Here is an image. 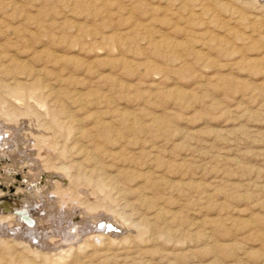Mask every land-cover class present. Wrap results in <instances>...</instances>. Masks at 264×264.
Wrapping results in <instances>:
<instances>
[{
	"label": "rangeland",
	"instance_id": "374dc122",
	"mask_svg": "<svg viewBox=\"0 0 264 264\" xmlns=\"http://www.w3.org/2000/svg\"><path fill=\"white\" fill-rule=\"evenodd\" d=\"M4 195L0 264H264V0H0Z\"/></svg>",
	"mask_w": 264,
	"mask_h": 264
},
{
	"label": "bare ground",
	"instance_id": "6f19581e",
	"mask_svg": "<svg viewBox=\"0 0 264 264\" xmlns=\"http://www.w3.org/2000/svg\"><path fill=\"white\" fill-rule=\"evenodd\" d=\"M9 191V190H8ZM50 196V195H49ZM53 196V195H52ZM18 199H20V197H17ZM18 199L17 200H9L8 198H6V196L4 195L3 197H0V214L1 215H5V214H7V216H10L9 218H7V216H0V223L1 222H7V220L9 221V219H15V222H17V223H19V224H23V225H25V227L24 226H21V228L23 227V229H24V231L26 230V229H28V230H32V225H34L35 224V220L37 219V215L40 217V219H39V222H38V226H40L41 224H42V215H43V213H44V208H41V207H39V206H37L36 208H31L30 209V213H32L33 212V210L34 209H36V211L33 213L34 214V216L31 214L30 216L28 215V211H27V207H25L24 205H22V206H20L17 210H14V207H16V204L18 205ZM8 202V203H7ZM10 212H13L14 214H16V215H12ZM39 214H41V215H39ZM34 218H33V217ZM17 220V221H16ZM105 225L106 226H108V224H106V223H104V222H102V223H99L98 224V227H105ZM37 226V225H36ZM38 226H37V228H38ZM109 229H108V231L109 232H111V231H117V232H119V229L118 228H116V227H114L113 225H109V227H108ZM15 229V228H14ZM17 229V228H16ZM38 231H39V233H40V229L38 228L37 229ZM17 231V230H16ZM48 232V231H47ZM94 235L93 236H96L95 235V233H93ZM64 235H67V232L65 231V232H63L62 233V236H64ZM92 236V237H93ZM100 236V235H99ZM40 238H41V236H40ZM100 238V237H99ZM98 238V239H99ZM92 239H94V237L92 238ZM52 241H54V240H52ZM33 242V241H32ZM36 243V242H35ZM53 243V242H52ZM52 246H53V244H52ZM50 248V247H49Z\"/></svg>",
	"mask_w": 264,
	"mask_h": 264
},
{
	"label": "water",
	"instance_id": "95a60500",
	"mask_svg": "<svg viewBox=\"0 0 264 264\" xmlns=\"http://www.w3.org/2000/svg\"><path fill=\"white\" fill-rule=\"evenodd\" d=\"M8 203V202H7Z\"/></svg>",
	"mask_w": 264,
	"mask_h": 264
}]
</instances>
